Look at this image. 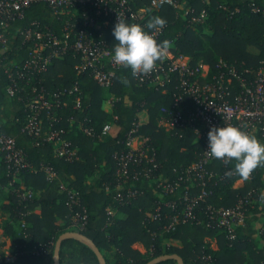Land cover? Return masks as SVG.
I'll use <instances>...</instances> for the list:
<instances>
[{"label":"trees","instance_id":"trees-1","mask_svg":"<svg viewBox=\"0 0 264 264\" xmlns=\"http://www.w3.org/2000/svg\"><path fill=\"white\" fill-rule=\"evenodd\" d=\"M133 1L140 9H148L152 2ZM257 8L259 11H255ZM185 9L189 14H185ZM203 10L207 14L204 22L192 23V16ZM263 11L264 0H179V7L167 3L159 10H147L144 23L153 16L165 19L161 39L170 43L175 57L189 58L194 68L206 64L213 76L220 61L239 70L255 71L260 67L264 60ZM38 25L63 36L65 20H60L48 6L33 4L24 18L11 26V49L0 50V132L14 138L25 161L34 167L23 169L20 177L22 185L35 194L34 199L24 200L22 191H18L19 183L10 187L8 202L3 207L9 217L3 223L0 221V230L11 242L9 253L14 261L8 262L0 243V264H55L57 241L67 232H77L92 242L103 254L105 264H148L159 257L174 255L183 264H264V235L257 227L264 214V164L257 166L239 188L234 185L242 177L235 171L234 159H216L207 165L208 172L216 173L210 181L214 191L193 212L200 223L183 222L187 209L185 185L163 191L157 188V179L163 176L174 183L180 170L200 161L205 142L192 127L168 131L160 124L172 118L176 98L181 94L177 77L164 87L141 85L130 68L121 67L114 69V83L106 89L90 73L78 75L76 66L80 59L69 53L55 58L47 72L30 73V79L19 84L20 90L12 96L8 87L18 81L17 70L23 67L32 46L31 41L25 43L22 32L38 29ZM112 29L110 25L100 32L114 47ZM76 85L78 91L69 95ZM65 90L68 92L62 96L63 107L55 112L57 120L52 121L53 117L46 113L43 119L48 133L53 123V131H64L59 136L71 143V150H76L72 158L57 155V142L35 138L24 131L29 104L38 93ZM177 108L185 115L195 110L187 99ZM111 122L117 131L102 140L103 129ZM130 136L141 138L149 153L155 154L154 164L143 160L135 166L140 173L145 167L157 166L153 182L142 178L143 174L134 179V166L126 181H118L119 157L128 151ZM253 136L264 143L259 134ZM5 156L0 151L2 187L9 186L13 178ZM46 169L56 176L50 180ZM66 183L67 190L63 191ZM129 191H137V195L128 197ZM191 193L197 195L200 191ZM72 194L78 199L77 204L71 203ZM118 194L123 196L122 201L117 199ZM250 195L258 200L260 209H250L253 216L236 230L234 240H229L221 228L208 226V207L230 209ZM77 213L86 216L83 228L74 226ZM175 219L178 223H174ZM212 240L216 241V250L212 248ZM139 243L146 249L144 254L134 247ZM59 264H101V261L88 245L68 238L62 243ZM156 264L179 262L166 259Z\"/></svg>","mask_w":264,"mask_h":264},{"label":"built area","instance_id":"built-area-1","mask_svg":"<svg viewBox=\"0 0 264 264\" xmlns=\"http://www.w3.org/2000/svg\"><path fill=\"white\" fill-rule=\"evenodd\" d=\"M133 2V0H0V50L3 52L11 49L12 24L23 19L26 10L33 4H44L51 8L54 15L60 20H65L63 36L57 35L56 32L48 28H41L40 25H38V29L22 32L26 38L25 43L31 41L32 46L23 67L17 70L18 81L8 87V93L12 96L16 95L20 90L19 84L28 81L30 73L35 72L39 75L47 72L55 58L69 53H73L80 59V63L76 66L78 75L90 73L101 87L110 88L115 79L114 69L124 66L114 62L112 59L113 47L103 37L100 30L110 25L114 27L118 19L145 26L144 16L147 10H159L163 4L167 3L179 7V0H152L148 9L135 7ZM255 11H259V9L257 8ZM185 14H189L188 9H185ZM206 15V11L203 10L200 15L192 16L191 22L203 23ZM146 30L157 42L163 41L161 29L158 31ZM216 69L217 73L212 76L209 66L206 64H200L195 68L191 67L189 58L175 57L170 43H168L164 58L156 62V66L151 72L134 75L141 85L162 87L167 86L173 78L177 77L181 94L176 98L174 112L173 115L171 114L172 118L168 121H161L160 124L168 131L175 127H192L198 136L204 139V153L198 163L180 170L174 183L163 176H159L157 179L158 187H161L163 191H174L178 185H185L184 201L187 204V209L183 222L196 221L200 223L198 216L193 212L199 202L205 201L214 191L210 181L216 173H210L206 169L207 165L216 160V158L205 153L208 149L207 134L209 130L212 127L234 125L251 135L259 134L264 139V60L261 61L260 67L255 71L239 70L223 61H220ZM9 76L11 80L14 79L12 73ZM76 91H78V85L68 94L72 95ZM67 92L66 90L56 91L52 94H46L45 91L39 92L29 104V117L24 131L32 137L57 142L60 146V150L58 153L56 152L57 155L72 158L76 156V150H71V143L62 140L59 136L64 131H53V123L48 133L45 131L43 119V114L46 113L48 117H53L52 121L57 120L55 112L63 107L62 96ZM184 99L194 104V112L185 115L177 108L179 104L184 102ZM79 103L78 100V106ZM163 111L166 112V110ZM111 128L109 124L105 125L103 134H107ZM136 142L139 146L133 148V144ZM144 143L139 137H129L128 151L119 157L116 172L118 181H126L133 166L134 174L132 176L134 179L141 177V174H143L142 178L146 179L154 177L153 170L156 171L157 166H154V169L145 167L141 170L142 173L135 169V166L140 165L143 160H146L148 164L155 163V154H150V149L145 148ZM0 151L6 153V163L10 173H13L9 186L19 183L21 186L18 191H22L21 197L24 200L34 199L35 194L22 185L20 177L23 169L33 170L34 167L25 161L23 154L16 147L14 138L0 132ZM221 160L226 161V159ZM46 171L50 180L56 176L50 169H46ZM250 176L248 178L242 177L238 181H241L243 185L247 179H250ZM238 181L234 185L235 188H237ZM191 191H200V193L193 195ZM135 195H137V191H129L127 194L128 197ZM74 196L73 194L70 196L71 203L77 204L78 199ZM117 199L122 201L123 196L118 194ZM251 199L252 195L241 199L235 207L230 209L208 207L206 210L209 218L208 226L221 228L229 240H234L236 230L244 226L247 219L253 216L249 207ZM109 213L112 214V212ZM262 217L259 228L261 235H264V214ZM75 218L78 221H74V226L83 228L86 223V216L77 213L73 219ZM174 223H178V219H175ZM36 254H38V249H36Z\"/></svg>","mask_w":264,"mask_h":264},{"label":"clouds","instance_id":"clouds-1","mask_svg":"<svg viewBox=\"0 0 264 264\" xmlns=\"http://www.w3.org/2000/svg\"><path fill=\"white\" fill-rule=\"evenodd\" d=\"M165 19L153 16L145 26L118 19L112 29L114 41L112 59L117 64L130 68L133 75L151 72L156 62L163 59L167 41L157 42L150 30H160ZM207 155L216 159H234L235 171L243 178L259 165L264 164V143L242 128L234 125L212 127L208 132Z\"/></svg>","mask_w":264,"mask_h":264},{"label":"rangeland","instance_id":"rangeland-1","mask_svg":"<svg viewBox=\"0 0 264 264\" xmlns=\"http://www.w3.org/2000/svg\"><path fill=\"white\" fill-rule=\"evenodd\" d=\"M109 125H110L112 128H111V130H110L107 134H102V135H101V139H102V140L108 139V137H110V135H114V134L116 133V131H117L116 128H114V124H113V122L109 123ZM138 146H139V144H138L137 142L133 144V148H137ZM58 150H60V146H59V144H57L55 151L58 153ZM149 181H150V182H153L152 179H149ZM244 181H245V180H244ZM157 183H158V181H157ZM67 184H68V183H66V184L62 187V190H63V191H66V190H67V189H66V188H67ZM241 185H242L241 181H238L237 184H236V187L239 188ZM155 188H156V187H154L153 189H155ZM157 188H158V186H157ZM10 191H11L10 186H5V187L0 186V220L2 221V223H3V221L7 220L8 217H9L8 214L6 213V211H4L3 207H4V205H6L7 202H8L7 194H8ZM250 208H251L252 210H259V209H260V207H258V200H257L256 198H254L253 195H252V199H251V203H250ZM73 221H78V219L75 218V219H73ZM246 222H247V221H246ZM261 222H262V220H261ZM245 225H246V224H245ZM245 225H244V226H245ZM242 227H243V226H242ZM19 228H20V227H19ZM258 229H260V228H258ZM261 237H262V236H261ZM263 238H264V236H263ZM262 240H264V239H262ZM6 256H7L8 258H11L13 255H11L10 253H7Z\"/></svg>","mask_w":264,"mask_h":264},{"label":"water","instance_id":"water-1","mask_svg":"<svg viewBox=\"0 0 264 264\" xmlns=\"http://www.w3.org/2000/svg\"><path fill=\"white\" fill-rule=\"evenodd\" d=\"M68 238H76V239H79L80 241H83V242L87 243L90 246V248L98 256L99 260L101 261V264H105L104 258L102 256L100 250L92 242H90L86 237H84L83 235H81V234H79L77 232H67V233H65V234L60 236V238L57 241L56 247H55V253H54L55 264H59L60 249H61L62 243H63V241L65 239H68ZM166 259H176L179 262V264H183L182 259L179 256H177V255H174V256H162V257H159L157 259L152 260L148 264H156L159 261L166 260Z\"/></svg>","mask_w":264,"mask_h":264},{"label":"crops","instance_id":"crops-1","mask_svg":"<svg viewBox=\"0 0 264 264\" xmlns=\"http://www.w3.org/2000/svg\"><path fill=\"white\" fill-rule=\"evenodd\" d=\"M37 213H39V211L37 212ZM1 221V220H0ZM260 225H261V221L259 222V225H257V227L259 228L260 227ZM83 242V241H82ZM0 243H2L3 245H4V250H5V253L7 254V253H9V249H10V246H11V242H10V240H9V238H7L5 235H4V233H3V230H0ZM83 243H85V242H83ZM86 245H88L87 243H85ZM262 244H264V242L262 241ZM211 245H212V248L213 249H217V244H216V241L215 240H212L211 241ZM89 246V245H88ZM90 247V246H89ZM136 249H138L141 253H145L146 252V249H145V247L142 245V244H136L135 246H134ZM102 254V253H101ZM102 256H103V254H102ZM103 258H104V256H103ZM6 259L8 260V262H10V263H12L13 261H14V258L12 259V257L11 258H8L7 256H6Z\"/></svg>","mask_w":264,"mask_h":264}]
</instances>
